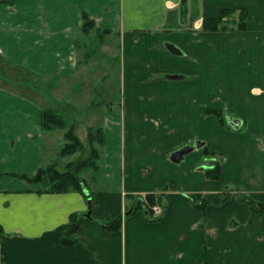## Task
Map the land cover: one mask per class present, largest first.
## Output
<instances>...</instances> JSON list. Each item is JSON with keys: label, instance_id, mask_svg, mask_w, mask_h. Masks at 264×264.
<instances>
[{"label": "crops", "instance_id": "1", "mask_svg": "<svg viewBox=\"0 0 264 264\" xmlns=\"http://www.w3.org/2000/svg\"><path fill=\"white\" fill-rule=\"evenodd\" d=\"M3 1V60L38 77H74L86 15L119 37L125 99L122 110L104 115L103 181L91 177L98 185L89 205L80 192L43 191L21 177L52 163L62 140L43 129L45 107L0 88V264H264V215L245 206H264V0ZM223 10L232 12L230 29H202ZM172 74L181 77L164 76ZM210 110L225 111L231 127ZM196 141L203 144L171 160ZM207 150L224 157L218 180L201 166ZM170 182L179 190L166 192L160 220L140 210L119 230L101 225L125 213L127 194ZM228 187L237 197L221 201ZM194 192L205 208L186 195ZM73 213L80 214L77 242L65 246L60 227Z\"/></svg>", "mask_w": 264, "mask_h": 264}, {"label": "rangeland", "instance_id": "2", "mask_svg": "<svg viewBox=\"0 0 264 264\" xmlns=\"http://www.w3.org/2000/svg\"><path fill=\"white\" fill-rule=\"evenodd\" d=\"M78 59L79 70L74 77L49 79L29 74L0 57V88L4 86L5 89L17 95L19 93L28 95L41 106L53 108L61 113L69 124L75 125L77 135L88 145V129L103 127L104 115L110 109H123L125 97L120 95L122 53L119 37L112 33L107 35L96 33L94 30L88 34H81ZM55 131L57 132L52 135L54 138L51 141L62 140L60 144L54 143L61 149L65 143L64 130ZM52 149L55 150L53 147ZM59 149L56 150L57 156L54 157L50 152V145H47V155L49 158L52 156L58 169L64 170L66 163L74 160L76 156L62 157L59 155ZM83 174L89 179L91 192L98 185V182L91 179L92 176H98L97 178L103 181L100 171L95 173L92 170H86ZM88 195L87 201L91 200V193Z\"/></svg>", "mask_w": 264, "mask_h": 264}, {"label": "trees", "instance_id": "3", "mask_svg": "<svg viewBox=\"0 0 264 264\" xmlns=\"http://www.w3.org/2000/svg\"><path fill=\"white\" fill-rule=\"evenodd\" d=\"M14 0L3 1L13 2ZM232 12L229 10H223L216 17H211L203 21L202 29L209 31L217 30H227L230 29L232 21L227 20V16H230ZM247 16V11L243 10L240 12L239 23L237 26L240 29L245 28V18ZM83 34H88L90 31L95 30L96 33L110 34V30H99L95 29L94 22L91 21L86 15H83ZM25 70V69H24ZM29 73L28 71H26ZM165 76V75H164ZM208 114H213L219 118V120L228 127L231 124H227L225 111L215 110L207 111ZM42 126L47 132L55 130H64L65 143L62 145L59 155L62 157L66 156H76L74 160L66 163L64 170L58 169V165L54 162L41 167L38 172L30 177L21 175L29 182H38L43 185V191L52 193H64L76 191L82 193L87 199L91 193V198L93 197V192L89 191V182L86 176L83 174L86 170H92L94 172L99 171L100 159H101V148L105 144V133L102 126L97 128L90 127L87 131V143L86 145L82 139L76 133V127L74 124H69L65 117L55 111L53 108H44L42 116ZM243 127V125H242ZM240 126V128H242ZM224 157L221 153L213 151H205V157L203 160V169L205 176L211 180H218L221 178L222 173V163ZM232 189L234 192L236 189L226 188L222 191V200L228 198L236 199L237 195L232 194ZM169 190L178 191L179 188L172 182L167 183L164 187L157 191L146 193L144 195L138 194H127L126 195V211L124 214L117 216L112 220L101 221V225L110 231L119 230L122 226L123 218L129 216L130 214L137 211H144L151 221L160 220L166 210V192ZM186 195L192 200L196 208L203 209L208 204V202L203 198L201 193H186ZM154 206H159L162 209V214L159 216H154ZM245 206L250 210L262 213L264 215V206L255 201H248ZM79 213H73L70 215L69 222L60 227L61 230L65 231L64 236L60 239V243L65 246H70L77 242L76 233L79 229Z\"/></svg>", "mask_w": 264, "mask_h": 264}, {"label": "water", "instance_id": "4", "mask_svg": "<svg viewBox=\"0 0 264 264\" xmlns=\"http://www.w3.org/2000/svg\"><path fill=\"white\" fill-rule=\"evenodd\" d=\"M169 48L174 52L181 53V51L173 45H169ZM165 76L168 78L169 77L173 78V79L174 78L177 79V78L181 77V75H179V74H172V75H165ZM236 124L237 123H234V125H236ZM202 144H203L202 141H196L195 145H184V146L180 147L179 149H177L176 151H174L171 154V160L174 162H177V163L180 162L186 154L190 153L196 146L200 147ZM89 205H90V200H89ZM87 216L88 217L91 216L90 210L88 211Z\"/></svg>", "mask_w": 264, "mask_h": 264}, {"label": "built area", "instance_id": "5", "mask_svg": "<svg viewBox=\"0 0 264 264\" xmlns=\"http://www.w3.org/2000/svg\"><path fill=\"white\" fill-rule=\"evenodd\" d=\"M153 210H154V214H153L154 216H159L162 214V209L159 206H154Z\"/></svg>", "mask_w": 264, "mask_h": 264}]
</instances>
